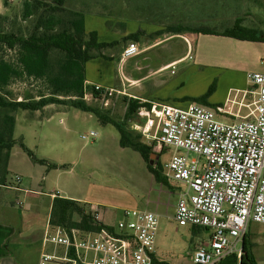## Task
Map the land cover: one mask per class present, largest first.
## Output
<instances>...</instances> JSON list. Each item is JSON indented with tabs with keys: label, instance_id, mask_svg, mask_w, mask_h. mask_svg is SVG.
Instances as JSON below:
<instances>
[{
	"label": "rangeland",
	"instance_id": "obj_1",
	"mask_svg": "<svg viewBox=\"0 0 264 264\" xmlns=\"http://www.w3.org/2000/svg\"><path fill=\"white\" fill-rule=\"evenodd\" d=\"M24 1L0 0L1 30L21 37L34 31L35 16L22 17ZM45 1L51 4L53 0ZM236 4V0H64L66 9L83 13L86 31L97 32L98 41L117 42L104 47L101 57L87 63L89 73L100 76L94 77L95 81L123 89L138 99L176 107L198 103L192 100L210 89L207 103L214 107L233 98L236 90L247 88L241 70L245 61L241 54L227 47L228 38L192 32L172 34L166 30L167 26L180 24L191 28L205 25L221 31L233 21L231 12L236 11ZM134 34L143 52L120 65L121 52L127 43L134 42L129 38ZM189 48L190 59L187 57ZM181 58L184 59L173 68L162 69ZM0 59L19 68L16 50L0 45ZM6 90L17 100L26 94L37 97L46 93L43 81L25 76L13 77ZM87 104L122 121L121 103L113 111L103 108L98 101ZM14 117V139L22 142L38 159L60 166L48 169L31 160L38 171L30 175L36 192L87 200L98 206L100 212L111 215L110 222L116 232L124 210L155 211L158 200L160 217L155 249L159 259L167 264H194L191 250L199 239L193 236L190 227H180L173 220L177 195H171L155 181L143 166L147 167L148 163L137 151L119 148V133L112 125L102 124L89 112L63 105L38 111L17 110ZM123 123L127 131L139 134L133 129L139 123L135 116ZM91 131L97 134L94 140L80 138ZM140 142L144 143L142 137ZM16 147L24 151L18 143ZM169 155L164 151L158 156V171L164 170ZM193 156L190 154L189 158ZM154 160L155 157L150 158L149 163ZM13 176H8L7 181L11 182ZM89 203L84 204L89 208ZM253 227L264 229L259 224ZM46 250L58 252L50 243ZM36 256L32 255L31 260Z\"/></svg>",
	"mask_w": 264,
	"mask_h": 264
},
{
	"label": "built area",
	"instance_id": "obj_2",
	"mask_svg": "<svg viewBox=\"0 0 264 264\" xmlns=\"http://www.w3.org/2000/svg\"><path fill=\"white\" fill-rule=\"evenodd\" d=\"M142 52L138 43L129 42L120 62ZM246 81L251 89L236 90L214 107L194 102L176 107L135 98L123 89L91 85L88 90L84 84V102L98 101L112 111L121 103L123 116L130 99L140 100L133 129L155 156L170 154L162 175L177 187L173 220L203 232L191 251L194 264H220L232 255L239 259L249 225L264 226V74L247 73ZM96 136L91 131L80 138ZM20 183V175H14L8 188ZM89 210L102 223L98 207ZM158 224L155 211L136 209L124 210L117 232L67 231L48 224L44 239L58 252L41 255L38 264H152Z\"/></svg>",
	"mask_w": 264,
	"mask_h": 264
},
{
	"label": "trees",
	"instance_id": "obj_3",
	"mask_svg": "<svg viewBox=\"0 0 264 264\" xmlns=\"http://www.w3.org/2000/svg\"><path fill=\"white\" fill-rule=\"evenodd\" d=\"M35 16L33 30L27 37L6 33L0 29V45L9 50H16L19 68L0 59V186L7 185V164L9 154L15 144L28 154L35 163L46 165L48 169L60 166L38 159L32 151L26 149L22 142L13 137L15 127L14 113L17 110L38 111L49 105H63L89 112L96 116L102 124L112 125L119 133L120 146L137 151L148 170L160 177L153 165L149 164L152 151L140 142L141 135H133L126 130L123 121H127L135 114L140 106V100L130 99L122 121H118L97 107H92L82 100L86 77V64L101 57V50L107 46H114L117 42L103 43L98 41L97 32L86 31L85 19L81 11L64 7V0H53L51 4L45 0H25L23 3L24 19ZM168 33L182 34L192 32L196 34L233 37L247 40L246 31L239 23L232 28L217 31L214 27L199 26L184 27L180 24L167 26ZM160 34V33H158ZM130 40L136 42L137 35H131ZM28 77L44 82L46 93L37 97L24 95L21 100L12 99L6 90L13 77ZM91 90V87H87ZM212 89L199 98L192 100L208 106V97ZM148 101V100H147ZM147 104V103H145ZM154 162V161H152ZM62 167V166H61ZM163 182L166 180L163 178ZM50 226L62 227L69 231L76 229L83 232H97L102 228H110L95 222L87 204L55 195L49 215ZM195 228L194 231H199ZM244 235L239 259L232 255L230 258L236 264H256L252 254V244ZM225 258V259H227ZM152 264H167L164 261L153 260Z\"/></svg>",
	"mask_w": 264,
	"mask_h": 264
},
{
	"label": "crops",
	"instance_id": "obj_4",
	"mask_svg": "<svg viewBox=\"0 0 264 264\" xmlns=\"http://www.w3.org/2000/svg\"><path fill=\"white\" fill-rule=\"evenodd\" d=\"M236 1V11L231 12V16L233 15V21L230 25L225 26L224 28H232L236 25V23H239L241 28L246 31L248 39L242 40L233 37H225L228 38L226 45L228 48H231L234 53L241 54V59L245 61L244 65L241 67V70L243 71V75H245V84L247 86L245 90H249L251 89V86L246 81V74H264V0ZM182 59L184 58L174 61L167 66L162 67V69L170 68L173 63H178ZM123 63L124 62H120L119 64L123 65ZM94 77L100 76H92L89 73L87 64L86 79L84 84L88 85L89 87H91V85H100L102 87L111 88L107 85H101L99 82L94 80ZM245 99L249 102L251 101V96H247ZM47 107L48 106L44 108ZM119 148L122 149L120 143ZM23 152L19 147H16L15 144L10 151L7 164L8 176L12 177L13 175H20L21 183L16 189L8 188V184L10 183L8 181L6 186H0V264H38L41 255L48 253L46 250L47 243L44 239V231L49 223L52 200L55 195L67 198L61 194H50L49 196L46 195V193L39 194L34 190L33 178L30 175L38 171H35V167L32 165L31 159L25 152ZM157 159L158 156H156L154 162L150 161L149 164L156 168V171L160 175L159 178L151 173L145 165L143 166L154 177L155 181L166 188L165 190L167 192H169L171 195H177L176 185L171 182L170 185H167V181L163 182L162 172L158 171L157 168ZM72 200L78 201L80 203H89V201L82 199ZM90 205L95 204L89 203V206ZM155 207V211L160 217V214L158 213V200L155 203ZM100 215L102 224L115 231V225L111 224L110 222L111 215L106 212H100ZM253 225V223L249 225L245 237L252 244V254L255 259V263L264 264V229L260 230L257 227H253ZM190 229L193 236L196 239H199L198 241L203 238V232L201 230L194 231L195 228L191 227ZM197 242H194L192 250ZM36 254V259L31 260V256ZM155 259L161 261L157 253H155ZM220 264L235 263L232 261V259L227 258L221 261Z\"/></svg>",
	"mask_w": 264,
	"mask_h": 264
},
{
	"label": "water",
	"instance_id": "obj_5",
	"mask_svg": "<svg viewBox=\"0 0 264 264\" xmlns=\"http://www.w3.org/2000/svg\"><path fill=\"white\" fill-rule=\"evenodd\" d=\"M152 157H155L156 158V156L154 154L150 155V158H152Z\"/></svg>",
	"mask_w": 264,
	"mask_h": 264
},
{
	"label": "bare ground",
	"instance_id": "obj_6",
	"mask_svg": "<svg viewBox=\"0 0 264 264\" xmlns=\"http://www.w3.org/2000/svg\"><path fill=\"white\" fill-rule=\"evenodd\" d=\"M173 65H176V63H174ZM173 65H171V67H172Z\"/></svg>",
	"mask_w": 264,
	"mask_h": 264
}]
</instances>
